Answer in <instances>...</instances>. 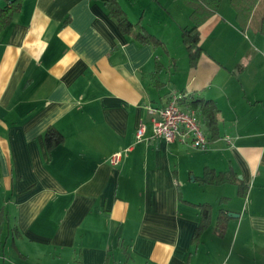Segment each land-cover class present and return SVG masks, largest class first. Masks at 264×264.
<instances>
[{
  "label": "crops",
  "instance_id": "crops-1",
  "mask_svg": "<svg viewBox=\"0 0 264 264\" xmlns=\"http://www.w3.org/2000/svg\"><path fill=\"white\" fill-rule=\"evenodd\" d=\"M119 3L165 49L122 35L91 0H24L0 33V264H125L124 251L130 264H264V36L243 31L226 1L200 27L204 54L191 67L182 29L193 11L182 0ZM175 96L197 112L206 151L137 140ZM192 99L218 107L215 140ZM49 127L65 137L51 157ZM229 167L246 198L195 181ZM205 203L212 225L195 247L192 205ZM221 210L232 217L224 238Z\"/></svg>",
  "mask_w": 264,
  "mask_h": 264
},
{
  "label": "trees",
  "instance_id": "trees-1",
  "mask_svg": "<svg viewBox=\"0 0 264 264\" xmlns=\"http://www.w3.org/2000/svg\"><path fill=\"white\" fill-rule=\"evenodd\" d=\"M100 2L108 11V16L118 26L122 35L130 37L143 46L153 48H164V43L156 36L152 35L143 25V21L134 24L130 21L128 15L121 7L119 0H91ZM183 3L192 9L190 27L182 29V40L188 51L191 67H196L200 57L204 54L200 43V27L206 23L214 14L218 13L223 3L229 1L232 9L236 13V20L240 28L245 31L248 26H256L258 34L264 36V15L260 20H255L256 9L263 0H182ZM4 2V5H2ZM24 0H0V33L8 28L14 19V16L21 12ZM160 62L156 64L154 76L157 78L162 71ZM192 107H199L207 128L212 132V139L218 137V123L220 111L215 103L203 99H192ZM45 146L51 157L52 152L65 143V137L54 127H49L45 133ZM196 183L202 186H223L235 185L238 187V195L246 198L249 187L239 178V175L232 167L226 171L217 172L214 169L206 168L201 177L195 178ZM179 200L183 201L180 189H178ZM228 199H221L220 204H224ZM200 211V223L197 227L192 244L198 247L201 243L202 236L212 225L213 206L205 203L201 205H192ZM0 220H3V212ZM232 217L229 212L221 210L215 233L218 237L224 238L228 232L229 224ZM126 263L130 264V255L124 251ZM109 263V257L106 264Z\"/></svg>",
  "mask_w": 264,
  "mask_h": 264
},
{
  "label": "built area",
  "instance_id": "built-area-1",
  "mask_svg": "<svg viewBox=\"0 0 264 264\" xmlns=\"http://www.w3.org/2000/svg\"><path fill=\"white\" fill-rule=\"evenodd\" d=\"M187 98L175 96L164 108L151 110V113L157 116L153 120L152 135L148 137V128L142 124L136 134L137 140L144 142L150 139H163L168 143L180 141L184 144L190 142L196 149L206 151L209 147L208 136L197 112L186 105ZM122 156V153L113 155L111 164L118 165Z\"/></svg>",
  "mask_w": 264,
  "mask_h": 264
},
{
  "label": "rangeland",
  "instance_id": "rangeland-1",
  "mask_svg": "<svg viewBox=\"0 0 264 264\" xmlns=\"http://www.w3.org/2000/svg\"><path fill=\"white\" fill-rule=\"evenodd\" d=\"M2 5H4V2H2ZM264 15V2L259 4L258 8L256 9V13H255V20H260ZM253 29H256L254 26V24L252 25Z\"/></svg>",
  "mask_w": 264,
  "mask_h": 264
},
{
  "label": "water",
  "instance_id": "water-1",
  "mask_svg": "<svg viewBox=\"0 0 264 264\" xmlns=\"http://www.w3.org/2000/svg\"><path fill=\"white\" fill-rule=\"evenodd\" d=\"M232 216H233V217H236V215H233V214H232Z\"/></svg>",
  "mask_w": 264,
  "mask_h": 264
}]
</instances>
